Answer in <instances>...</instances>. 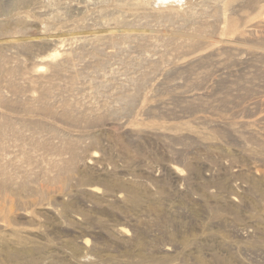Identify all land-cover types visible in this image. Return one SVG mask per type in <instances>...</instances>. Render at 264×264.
I'll list each match as a JSON object with an SVG mask.
<instances>
[{"label": "rangeland", "instance_id": "rangeland-1", "mask_svg": "<svg viewBox=\"0 0 264 264\" xmlns=\"http://www.w3.org/2000/svg\"><path fill=\"white\" fill-rule=\"evenodd\" d=\"M0 264H264V0H0Z\"/></svg>", "mask_w": 264, "mask_h": 264}]
</instances>
